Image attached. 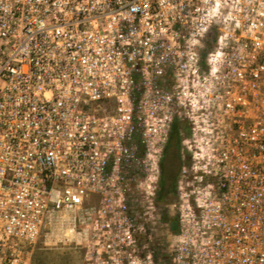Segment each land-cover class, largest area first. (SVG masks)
I'll use <instances>...</instances> for the list:
<instances>
[{"label": "built area", "instance_id": "1", "mask_svg": "<svg viewBox=\"0 0 264 264\" xmlns=\"http://www.w3.org/2000/svg\"><path fill=\"white\" fill-rule=\"evenodd\" d=\"M176 122L172 264H264V0H0V264L58 225L84 264H156Z\"/></svg>", "mask_w": 264, "mask_h": 264}, {"label": "rangeland", "instance_id": "2", "mask_svg": "<svg viewBox=\"0 0 264 264\" xmlns=\"http://www.w3.org/2000/svg\"><path fill=\"white\" fill-rule=\"evenodd\" d=\"M168 168L173 170L179 168L172 159L167 161ZM174 199L171 203L174 202ZM91 200L88 205H94ZM87 205V204H86ZM156 212L149 222L140 218L142 212L138 213L137 239L141 251H151L156 264H172V253L175 233L171 230L170 224L164 222L163 215L168 214L175 217L170 206L156 204ZM136 212L140 207H134ZM71 226L61 227L60 225L43 230L37 240L31 256L32 264H84L86 252L85 234L82 227L75 230ZM143 253V252H141Z\"/></svg>", "mask_w": 264, "mask_h": 264}, {"label": "trees", "instance_id": "3", "mask_svg": "<svg viewBox=\"0 0 264 264\" xmlns=\"http://www.w3.org/2000/svg\"><path fill=\"white\" fill-rule=\"evenodd\" d=\"M187 125L185 123L176 122L170 134V140L166 147L164 157L162 159V176L159 183V189L157 192V203L164 206H170L171 201L174 199L176 184L178 181V172L176 168L171 170L168 168L167 161L169 159L174 160L175 164L181 169V144L183 137L187 133ZM163 220L170 224L171 230L177 234L179 232V224L177 217H170L168 214L163 215Z\"/></svg>", "mask_w": 264, "mask_h": 264}, {"label": "flooded vegetation", "instance_id": "4", "mask_svg": "<svg viewBox=\"0 0 264 264\" xmlns=\"http://www.w3.org/2000/svg\"><path fill=\"white\" fill-rule=\"evenodd\" d=\"M180 160H181V158H180ZM175 171H177V172H178V174L180 175V171H181V169H180V168H178V169L176 168V169H175ZM179 175H178V176H179ZM176 185H177V184H176Z\"/></svg>", "mask_w": 264, "mask_h": 264}]
</instances>
